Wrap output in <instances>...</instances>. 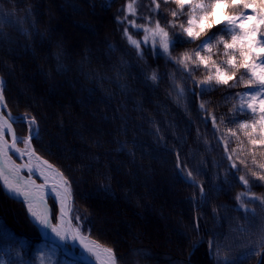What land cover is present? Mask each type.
<instances>
[{
    "label": "trees",
    "instance_id": "1",
    "mask_svg": "<svg viewBox=\"0 0 264 264\" xmlns=\"http://www.w3.org/2000/svg\"><path fill=\"white\" fill-rule=\"evenodd\" d=\"M61 1L0 0V76L6 81L8 111L13 116L36 117L42 143L33 140V146L76 182L72 205L78 209L84 228L91 229V238L115 249L119 264H214L208 254L212 233L227 235L230 225L248 223L236 209L235 200L245 189L230 174L232 183L224 182L231 161L226 159L219 137H229L228 128L237 131L239 139H229V150L235 149L233 159L241 168L240 160H245L249 169L260 171L252 164V152L257 164L264 163V147L253 148L245 130L228 123L236 103L231 94L245 89L221 87L209 95L188 96L177 103L165 76L175 71L173 66L148 55L147 50L145 58L139 60L123 38L114 17L126 0H113L111 7L107 6L109 0H66L65 11ZM150 7L152 0H138L141 13L150 15ZM52 9L62 12L54 23L48 12ZM161 11L167 15L163 4ZM75 18L90 20L92 25L88 28ZM66 20L79 31L88 32L89 47L81 40L68 42L67 28L62 27ZM189 47L195 45L185 46ZM153 69L164 76L156 90L147 87L140 75ZM201 100L207 112L199 111ZM58 108L62 110L57 112ZM211 114L218 118V131L210 120L204 123L203 118ZM248 118L239 116L241 121ZM13 126L18 136L29 134L25 124ZM176 153L185 175L191 171L203 185L207 203H198L199 188L178 177ZM245 174L243 170L238 173ZM250 182L252 192L264 197V183L251 178ZM100 185H109L111 192L99 191ZM99 203L108 207L106 213L111 216L106 221L111 228L115 217L113 222L126 230L130 240L113 239L99 229L95 210ZM109 204L118 205V210ZM246 206L257 213L251 218L254 223L264 221V207L259 203ZM214 210L219 223L214 221ZM136 220L143 221L150 235L136 229ZM124 223L129 225L127 229ZM163 229L166 237L159 240L157 232ZM167 245L172 251L163 250ZM43 250L48 247L30 223L26 206L0 191V258L19 254L22 262L36 264ZM226 254L239 252L221 253ZM48 258L47 254V263ZM262 258L241 257L240 264H258ZM57 260L64 264L59 258L53 261Z\"/></svg>",
    "mask_w": 264,
    "mask_h": 264
},
{
    "label": "snow or ice",
    "instance_id": "2",
    "mask_svg": "<svg viewBox=\"0 0 264 264\" xmlns=\"http://www.w3.org/2000/svg\"><path fill=\"white\" fill-rule=\"evenodd\" d=\"M112 2L109 0L107 6L111 7ZM137 4L138 0H126L114 17L122 27L123 38L135 50L136 57L143 60L147 50L148 55L164 59L166 64L173 66L175 71L165 73V76L170 81L177 103L188 96L198 98L209 95L221 87L229 90L243 87V92L231 94V99L236 103L228 123L245 130L244 135L253 148L264 147V0H152L150 15L141 13ZM162 4L167 15L161 11ZM170 5L175 7L170 8ZM161 18L164 23H161ZM137 20L142 23L138 24ZM186 45H195V48H185ZM109 47L112 48L111 45ZM179 48L185 50L177 52ZM121 63L126 64L124 61ZM197 73L201 75L197 76ZM140 75L143 83L153 90L158 89L164 79L156 69L141 72ZM5 86L6 81L0 79V191L25 204L26 215L36 229L44 230L70 249L79 248L80 255L87 258L88 264H119L120 258L114 248L88 239L91 229L84 228L78 209L72 205L73 185L76 182L38 154L33 140L42 143L39 123L35 116H13L7 111ZM199 111L207 112L203 100L199 104ZM240 115L249 118L241 121ZM203 119L205 124L210 120L214 129L219 130L215 114ZM219 122L223 123L224 118L220 117ZM16 123L25 124L29 134L18 136L13 128ZM227 132L229 137H219L227 153L226 159L231 161L224 182L232 183L228 180L230 174L245 189L237 194L235 200L236 209L248 223H237L235 227L230 225L227 235L212 233L213 239L208 241V254L214 264H240L241 257L247 260L264 257V221L254 223L251 218H255L257 213L246 206L247 203H259L264 207V197L252 192L253 184L250 182L251 178L253 182L264 183V163L257 164L255 152H252V164L260 171L249 169L245 160H240L243 168L238 166L232 154L235 149L229 150V139L238 140L239 137L232 128H228ZM19 144L24 147H18ZM176 155L178 177L189 186L199 188L201 199L198 203H207L203 185L197 183L191 171L185 175L179 153ZM14 156L22 162L17 164ZM242 170L246 174L238 175ZM37 180L42 182L37 183ZM98 190L106 194L111 192L109 185H100ZM49 200L58 202V207H49ZM84 219H87L86 214ZM219 220L214 210V221L219 223ZM73 221L76 223L73 224ZM225 251L239 254L221 255ZM56 255L54 249L52 256ZM38 259L40 264H45L43 255ZM0 264L28 262H22L17 254L8 259L0 258ZM48 264L61 262H54L49 257ZM258 264H264V258Z\"/></svg>",
    "mask_w": 264,
    "mask_h": 264
},
{
    "label": "rangeland",
    "instance_id": "3",
    "mask_svg": "<svg viewBox=\"0 0 264 264\" xmlns=\"http://www.w3.org/2000/svg\"><path fill=\"white\" fill-rule=\"evenodd\" d=\"M72 1V0H71ZM61 6H62V9L65 11V9L67 8V4H68V1H66V0H62L60 3H59ZM79 4V3H78ZM83 7V3H81V5H80V7ZM49 12V15H51V19H52V23H54L55 22V20L57 19V21H58V18H60L61 16H62V12H60V11H54L53 9H52V11L50 12V11H48ZM47 16V15H46ZM48 19V18H47ZM50 19V20H51ZM73 19H74V17H73ZM75 20L76 21H78V22H83V23H85V24H87V26H88V28H89V23H90V26L92 25V21H88L87 19H82V20H79V19H77V18H75ZM68 22V23H67ZM108 22V21H107ZM47 24V26L49 27V26H51V24H48V23H46ZM46 24H45V26H46ZM68 24H70L69 23V21L68 20H66V23H65V25L64 26H62V27H64V28H67V30H65L64 32H65V34H66V36H67V40H68V42L69 43H72V41L74 42V43H76L77 42V40L79 41V40H81V41H79V42H84V45L86 46V48L87 47H89V41L88 40H90L89 38V35H88V32L87 31H79L78 29H76V27H74V26H72V25H68ZM43 28H44V31L45 32H47V29H46V27H44L43 26ZM106 30H107V32L109 33V32H111V29H110V27H108V24L106 23ZM106 32V31H105ZM47 34V33H46ZM135 38H137V39H140V37L139 36H135ZM78 42V43H79ZM0 79H2L1 77H0ZM42 96H45L44 94H41ZM64 103V102H63ZM62 110V108H58L57 109V112H59V111H61ZM60 140V139H59ZM60 142V144L62 143L61 141H59ZM20 148H23L24 147V145L23 144H19L18 145ZM110 205V207H114L115 209H117L118 210V205H115V204H109ZM96 207H95V210H96V213H97V226L99 227V229L100 230H102L105 234H107L108 236H110L111 238H113V239H120V238H124L125 240H130V236H129V234H126L125 233V231L126 230H122L123 228L122 227H120L119 228V226H117L113 221H114V219H115V217L111 220V222H112V224H113V228H111V226H110V224H109V222H107L106 220H107V216H111V215H108L107 213H106V208H108L107 206H105V205H102V203H99V204H96L95 205ZM123 212H121V214H122ZM120 218H123L122 216L121 217H119V219ZM118 219V220H119ZM124 219H126V218H124ZM130 219V218H129ZM128 219V220H129ZM138 220H136V222H137ZM143 224V221H138L137 223H136V229H138L140 232H145V234H146V236L149 234L150 235V233H149V230H148V227L147 228H145L146 226ZM129 227V225H127L126 223H124V228H128ZM113 229H115V230H113ZM120 229V230H119ZM162 232L164 231L165 232V234H163V236L164 237H160V235H161V233H159V232H157L158 233V235H156V237L158 236V239L159 240H163L162 238H165L166 237V231L167 230H161ZM157 233H155L154 232V237H155V234H157ZM157 239V238H156ZM44 243V245H46V247H48V250H43L42 251V255L44 256V258L46 259V256H47V254H48V256L49 257H51L52 258V260H54V259H56V258H59L64 264H77V263H74V262H72V261H70L65 255H63L61 252H60V250L56 247V246H52V245H50V244H47V243H45V242H43ZM168 246L169 245H167L166 246V248H164L163 250H165V251H168L169 249H168ZM56 250V253H57V255L56 256H52V252H53V250ZM169 251H172V250H169ZM48 252V253H47ZM36 264H40V261H38ZM45 264H48L47 263V260H45ZM192 264H196V263H192Z\"/></svg>",
    "mask_w": 264,
    "mask_h": 264
},
{
    "label": "water",
    "instance_id": "4",
    "mask_svg": "<svg viewBox=\"0 0 264 264\" xmlns=\"http://www.w3.org/2000/svg\"><path fill=\"white\" fill-rule=\"evenodd\" d=\"M44 158V157H43ZM48 204H49V207H58V202H52V201H48ZM73 224H75V221H73ZM40 233H41V230H39ZM41 237H42V240L45 241V242H48L52 245H55L57 246L60 251L65 254L68 258L72 259L74 262L76 263H79V264H88V260L86 257H82L80 255V249L77 248V249H70L69 247H66L64 245H61L60 242L58 241H55L54 239L48 237V236H43L42 233H41ZM59 245V246H58Z\"/></svg>",
    "mask_w": 264,
    "mask_h": 264
},
{
    "label": "bare ground",
    "instance_id": "5",
    "mask_svg": "<svg viewBox=\"0 0 264 264\" xmlns=\"http://www.w3.org/2000/svg\"><path fill=\"white\" fill-rule=\"evenodd\" d=\"M19 147V146H18ZM14 159V158H13ZM42 181L41 180H37V183H41ZM56 207V206H55ZM55 222V221H54ZM41 230V233H42V235L43 236H48V237H50V238H52V239H54V237L52 236V235H50V234H46L45 233V231L44 230H42V229H40ZM87 235V234H86ZM88 239L89 240H93L92 238H90L89 236H88ZM55 240V239H54ZM55 241H57V240H55ZM59 242V241H58Z\"/></svg>",
    "mask_w": 264,
    "mask_h": 264
}]
</instances>
